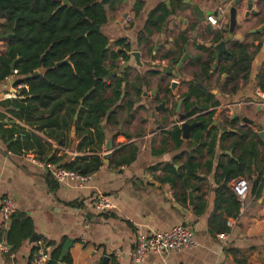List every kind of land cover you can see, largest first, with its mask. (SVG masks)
Segmentation results:
<instances>
[{"label": "crops", "instance_id": "crops-1", "mask_svg": "<svg viewBox=\"0 0 264 264\" xmlns=\"http://www.w3.org/2000/svg\"><path fill=\"white\" fill-rule=\"evenodd\" d=\"M236 1L123 0L120 9L109 11V22L102 32L112 45L123 40L130 47L129 61L122 63L119 76L130 69L132 81L142 79L143 94L130 125L117 128L104 120L98 126H90L86 115L79 121V113L75 120L68 106L61 102L42 108L25 102L20 95L6 100L5 95L17 93L13 82L19 78L11 75L0 83V103H6L0 106V201L9 198L16 204L13 216L30 220L32 237L38 235L51 245V258L56 250L62 252L65 243L72 241L68 253L72 262L63 264H102L106 257L108 264H264V188L261 194L254 193V181L239 177L251 184L242 208L233 191L234 182L239 179L235 178L228 185L235 200H221L217 205L218 165L224 155L238 161L232 151L224 152L220 146L227 126L225 118L238 120L240 128L247 126L259 135L264 134V92L258 86V77L264 73V0H253V10L258 15L249 18H246L249 0H241L238 7L235 41H230L227 48L230 52L234 42L247 46L252 70L247 83L240 80L236 94H223L222 86L229 76L217 72L218 60L231 53L217 58L216 50L209 47L228 37L229 12ZM191 3L205 13L204 23H200ZM219 9L223 11L221 14ZM166 11L170 15H164ZM215 14L219 25L213 27L207 18ZM126 17L130 18V24L124 22ZM259 29L261 32H255ZM5 48V42L0 41V56ZM186 49L191 58L178 70L173 61L178 60L179 64ZM214 51L217 68L204 76L197 59L204 61ZM135 52L140 54V63L133 56ZM167 70L177 73L178 78L167 75ZM173 81L179 84L176 95L170 91ZM198 83L208 92L199 88ZM193 88L215 97L218 106L194 115L209 103L200 104L198 96L189 98ZM16 101L22 105V111L12 106ZM180 101H183L181 113H191L190 123L213 113L212 126L218 128L213 157L207 148L203 149L197 161L200 167L193 173L186 167L187 158H181L184 152L199 147L201 141L193 138L195 130L189 140L183 139L176 112ZM163 102H166L164 110L155 111ZM244 118L255 124L244 123ZM177 129L181 130V147L176 139ZM228 132L237 131L228 126ZM120 133L132 138L126 142L114 139ZM109 141L112 149H108ZM23 149L55 168L70 165L79 168L91 181L83 185L58 184L51 170L28 161L21 152ZM123 161L129 162L119 165ZM253 177H258L256 170ZM100 194L113 203L111 211L96 213L94 202ZM228 198L229 194L225 195L224 199ZM229 221L235 222L234 227H228ZM181 224L192 228L194 248L165 256L150 253L142 263L133 260L132 253L140 239L166 233ZM2 225L0 212V232L4 230V237L8 233L9 240L18 248L13 259L0 251V264H30L36 245L28 236L29 230L20 223L4 229ZM221 234L228 235L225 244L218 238ZM3 242L8 245L7 239Z\"/></svg>", "mask_w": 264, "mask_h": 264}, {"label": "trees", "instance_id": "trees-1", "mask_svg": "<svg viewBox=\"0 0 264 264\" xmlns=\"http://www.w3.org/2000/svg\"><path fill=\"white\" fill-rule=\"evenodd\" d=\"M63 1L0 0V41L6 45L4 53L0 56V83L5 82L17 71L16 76L19 79L13 82V88H29L28 91L25 88L20 90V98L25 102L38 104L42 108H49L52 104L61 102L68 106L71 116L75 117L77 112L80 113L79 121L86 115V122L90 126H98L104 120L117 128L120 125L132 124L136 118L134 108L143 94L142 79L137 77L132 81L130 69H126L121 77L119 76V60L129 61L127 51L130 47L125 46L123 40L112 45L102 32V28L109 22V11L120 9L123 0H69V7L63 6ZM164 15L170 13L166 11ZM96 27H99V30H95ZM120 47H124L126 52L117 51ZM248 50L244 44L234 42L231 44V55L218 60L217 72L229 76L222 86L223 94H236L240 89V80L245 83L249 81L252 57ZM169 56L170 53L166 58ZM65 60H69V63L57 66ZM216 60L215 51L210 52L204 61L202 58L197 59L203 70L202 75H208ZM173 64L177 66L178 60L173 61ZM39 69H44V72L36 76L35 73ZM115 73L117 75H114ZM258 86L264 92V73H260L258 77ZM193 90L189 98L198 96L200 104L209 103V106H201L202 109L194 112V115L218 106L215 97L205 95L200 89ZM5 104L0 103V106ZM12 106L23 110L17 101ZM112 109L114 111L110 114ZM225 120L227 126L223 130L220 146L224 152L232 151L238 161L224 155L218 165V206L221 200H235L236 196L228 186L235 178L247 177L254 181V193L261 194L264 188V143L259 133L247 126L240 128L238 120L231 121L228 117ZM195 121L201 122L193 135L196 141H201L200 146L193 148L190 153L184 152L181 158H187L186 167L192 173L200 167L197 161L199 155L202 156L203 149L207 148L209 156L213 157L217 140L215 132L218 131V128L212 126L213 113L200 116ZM228 126L237 132H228ZM175 133L181 147V130L177 129ZM131 138V135L121 133L114 136V139L120 142ZM127 162L123 161L119 165ZM66 169L87 176L72 165ZM254 170L258 172L257 178L253 177ZM227 194L229 198L224 199ZM14 223H20L25 230L28 229L29 237L34 234L30 220L15 215L11 219L10 228ZM1 234L2 239L8 241L10 253H15L18 246H14L9 240L8 233L5 237L4 233ZM36 252L37 249H34L30 261ZM60 256L61 250L58 249L52 254L51 264H58ZM64 262H72L70 255L64 258Z\"/></svg>", "mask_w": 264, "mask_h": 264}, {"label": "built area", "instance_id": "built-area-1", "mask_svg": "<svg viewBox=\"0 0 264 264\" xmlns=\"http://www.w3.org/2000/svg\"><path fill=\"white\" fill-rule=\"evenodd\" d=\"M223 11L219 9L221 14ZM207 21L216 27L219 25V19L217 14L208 16ZM124 22L130 24L131 20L126 17ZM18 72L15 71L13 75H17ZM7 78L6 80H8ZM24 86H19L17 93H9L4 96L6 100L17 99L20 95V90ZM262 100L264 101V94L262 95ZM25 154V157L31 163L51 170L52 177L54 181L58 184H68L71 182H77L80 184H86L91 181L90 176H84L77 171H72L66 168H55L52 164H45L40 161L35 155L30 154L26 150L21 151ZM250 181L244 178H239L235 180L233 185V191L241 202L242 208L244 207L246 198L250 192ZM114 208L113 203L104 195H98L94 202V209L96 213L102 214L111 211ZM16 211V204L9 198L0 201V212L2 217V229L9 227L11 219ZM235 222L229 221L228 227H234ZM2 232H0V251L5 255H8L11 259L15 256L10 253V248L3 242ZM223 244L228 240L227 234H221L218 236ZM37 252L33 256L30 264H51V251L52 247L49 245L44 238H39L36 243ZM196 246L195 235L192 228L187 227L184 224L178 225L170 229L168 232L163 234H155L149 238H142L137 244L135 251L132 253V258L136 263H142L150 253L165 256L172 251H181L183 249H192Z\"/></svg>", "mask_w": 264, "mask_h": 264}, {"label": "water", "instance_id": "water-1", "mask_svg": "<svg viewBox=\"0 0 264 264\" xmlns=\"http://www.w3.org/2000/svg\"><path fill=\"white\" fill-rule=\"evenodd\" d=\"M242 1L238 0L235 2L234 7H232L230 9L229 12V17H230V23H229V35L228 37H225L222 41H220L217 45L213 46V45H209L210 48H214L217 52V58L222 57L223 55H230V52L228 51L227 45L230 41H235L233 39V35L235 32V29L237 27V14H238V7L241 5ZM191 7L194 8V10L197 12L198 16L201 18L200 23H204L205 22V13L201 10V8L199 6L196 5V3H191L190 4ZM63 6L65 7H69L70 6V2L69 0H64L63 1ZM253 6H254V2L253 0H249L248 1V5H247V13H246V18H249L251 15H258V12H256L255 10H253ZM211 28V27H210ZM212 29V28H211ZM95 30H99V27H96ZM262 29H259L258 31L255 32H261ZM133 56L135 57L136 60H138L139 62V57L140 54L138 52L133 53ZM191 56L188 52V49H186V54L184 55V57L182 58V60L180 61V63L178 64V70L182 69V67L184 66V64L186 63V61L188 59H190ZM45 59V56L43 57V60ZM69 60H65L63 62H60L57 64L58 67L68 64ZM214 69L217 68V65L214 64ZM44 69H39L36 71L35 75L39 76L41 74H43ZM167 75H172L175 78H178V74L177 73H172L170 70L166 71ZM117 73H115L114 75H116ZM178 82L177 81H173L170 85V91H172L173 95H176L177 93V88H178ZM198 87L201 88L203 91H205L206 93L208 92V90L204 87V85L202 83H198ZM157 91H155L154 94H156ZM90 94V93H89ZM88 94V95H89ZM263 101V100H262ZM83 102V101H82ZM264 104V101L262 102ZM183 104V101H180L178 104V108L176 110L179 120L181 122V130H182V134H183V139L185 140H189L192 136V132L201 125V123L196 122V123H190L189 119H190V114L191 113H186V114H182L181 113V106ZM166 105V102H163L160 106L156 107L155 111L159 112L164 110ZM80 108H82V105L80 106ZM114 109L111 110V112H113ZM79 117V112H77L76 116H75V120H78ZM244 123L247 124H251L254 125L255 123L247 118L243 119ZM260 138H262V140L264 141V134L260 133ZM108 149H112V141L108 142ZM229 156L232 157L231 153H228ZM190 199L192 200V195H190ZM39 239L38 235H34L31 239V241L33 243H36V241ZM72 241H68L65 243V245L62 248V252H61V257L59 258V262L58 264H63L64 262V258L68 255L71 247H72ZM109 263V258L106 257L103 259L102 264H108Z\"/></svg>", "mask_w": 264, "mask_h": 264}, {"label": "flooded vegetation", "instance_id": "flooded-vegetation-1", "mask_svg": "<svg viewBox=\"0 0 264 264\" xmlns=\"http://www.w3.org/2000/svg\"><path fill=\"white\" fill-rule=\"evenodd\" d=\"M121 49L117 48V51H125L126 52V49L124 47H120ZM124 48V49H123ZM122 63H125V61L123 59H120L119 60V65H120V68H121V65ZM120 72V71H119ZM123 73V72H122ZM117 75V74H116Z\"/></svg>", "mask_w": 264, "mask_h": 264}]
</instances>
